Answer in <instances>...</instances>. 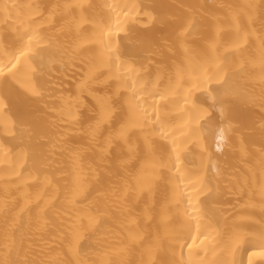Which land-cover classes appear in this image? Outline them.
Listing matches in <instances>:
<instances>
[{"label":"bare ground","instance_id":"obj_1","mask_svg":"<svg viewBox=\"0 0 264 264\" xmlns=\"http://www.w3.org/2000/svg\"><path fill=\"white\" fill-rule=\"evenodd\" d=\"M0 264H264V0H0Z\"/></svg>","mask_w":264,"mask_h":264}]
</instances>
